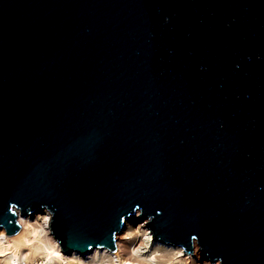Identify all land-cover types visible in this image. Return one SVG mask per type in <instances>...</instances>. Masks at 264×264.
<instances>
[{
	"label": "water",
	"instance_id": "water-1",
	"mask_svg": "<svg viewBox=\"0 0 264 264\" xmlns=\"http://www.w3.org/2000/svg\"><path fill=\"white\" fill-rule=\"evenodd\" d=\"M10 202L53 207L66 252L139 205L164 241L264 264V0H0L12 231Z\"/></svg>",
	"mask_w": 264,
	"mask_h": 264
},
{
	"label": "clouds",
	"instance_id": "clouds-1",
	"mask_svg": "<svg viewBox=\"0 0 264 264\" xmlns=\"http://www.w3.org/2000/svg\"><path fill=\"white\" fill-rule=\"evenodd\" d=\"M167 19V18H166ZM13 214V230L0 225V264H223V257H208L197 234L189 235L188 243L164 241L149 225L155 216L161 215L157 209L155 216L147 214L143 219V209L133 208L137 218L135 224L121 216L123 227L114 229L111 245H96L85 255L72 249L66 252L63 241L52 227L55 209L48 204H40L38 211L25 210L10 202ZM131 215V214H130Z\"/></svg>",
	"mask_w": 264,
	"mask_h": 264
},
{
	"label": "bare ground",
	"instance_id": "bare-ground-1",
	"mask_svg": "<svg viewBox=\"0 0 264 264\" xmlns=\"http://www.w3.org/2000/svg\"><path fill=\"white\" fill-rule=\"evenodd\" d=\"M137 218L135 217V215H132L129 219H127V221L129 222V223H132V222H134L135 220H136ZM123 227V226H122ZM90 250V249H89ZM88 250V251H89Z\"/></svg>",
	"mask_w": 264,
	"mask_h": 264
},
{
	"label": "rangeland",
	"instance_id": "rangeland-1",
	"mask_svg": "<svg viewBox=\"0 0 264 264\" xmlns=\"http://www.w3.org/2000/svg\"><path fill=\"white\" fill-rule=\"evenodd\" d=\"M136 222H137V219L134 222H132V224H135Z\"/></svg>",
	"mask_w": 264,
	"mask_h": 264
}]
</instances>
